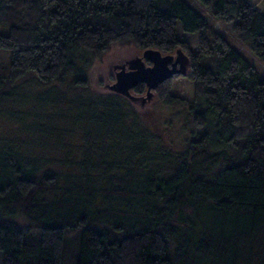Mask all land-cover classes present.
<instances>
[{
	"label": "trees",
	"instance_id": "trees-1",
	"mask_svg": "<svg viewBox=\"0 0 264 264\" xmlns=\"http://www.w3.org/2000/svg\"><path fill=\"white\" fill-rule=\"evenodd\" d=\"M204 11L234 23L232 36ZM116 47L188 56L186 72L161 83L151 102L181 113L184 153L149 152L157 140H139L121 121L134 114L126 97H81L93 94L73 53L101 63ZM0 49L10 51L15 88L31 75L56 83L72 74L73 102L90 121L87 156L70 162L83 174L64 176L60 198H48L59 174H38L43 157L0 145L3 264H62L66 232L81 226L75 264H252L264 228V0H0ZM144 91V83L133 89ZM93 133L126 137L122 161L110 145H92ZM92 166L107 173L101 187L91 186Z\"/></svg>",
	"mask_w": 264,
	"mask_h": 264
},
{
	"label": "rangeland",
	"instance_id": "rangeland-1",
	"mask_svg": "<svg viewBox=\"0 0 264 264\" xmlns=\"http://www.w3.org/2000/svg\"><path fill=\"white\" fill-rule=\"evenodd\" d=\"M249 1L255 6L262 4V0ZM193 2L198 8L203 9L199 3ZM204 12L208 14L207 11ZM209 17L218 30L229 37L232 36L234 23L222 22L214 19L211 15ZM197 37V35L191 34L188 38L193 48H195ZM115 50L118 52H111L101 63L94 60L86 52L75 51L73 53L71 59L74 60L78 68L84 70L90 86L89 90L93 94V96H89L81 91L83 99H96L98 96L117 94L109 87L114 81V79L109 80V73L113 72L114 76L113 68L115 65L133 58L139 52L131 50L130 47H116ZM9 58L10 51L0 49V92L7 87L8 89L15 88L17 85L15 80L10 82L8 79ZM72 84L73 76L69 73L66 74L63 81L56 83H42L31 75L18 84L13 97L0 101V145L2 147L13 145L17 151L15 154L18 153V150L30 155L37 152L38 156L44 158V164L40 167L38 174L41 175L46 172L59 174L58 189L50 191L48 198H60L62 195L68 194L64 176L82 173L77 164L70 162L83 161L87 156L85 151L86 145H88L86 136L89 135L90 121L86 118L82 119L84 113L82 103L73 102L77 91L71 88ZM123 99L134 113H126L128 117L121 120L128 127V131L137 135L139 140L144 138L149 141V135H152V139L157 140L156 143L154 141L149 143V152L159 149H164V152H171L172 154L185 152L184 138L186 132L183 129L184 122L181 113L171 112L169 108L163 110L160 106L152 105V103L142 105L138 102H131L128 98ZM167 121H171V124L167 125L169 124ZM118 135H104V138L101 139L93 133L92 145H110L114 151L108 153H110L111 158H118L116 160L119 161L122 159L123 153L119 152L118 149L127 146L125 142L127 138L121 135L118 137ZM116 147L117 149H115ZM94 153L95 151H93ZM98 159L100 157H96V155L92 158L94 162H98ZM116 171L114 169L110 174ZM88 173L92 180V187H101L106 183L105 174L107 173L105 170L92 166ZM86 182V176H82L79 183ZM96 199L99 208L104 206L100 196H97ZM2 211L3 207H1L0 202L1 215L3 214ZM3 217L9 218L8 216ZM17 217L23 224L27 223L21 214H18ZM94 226V224L90 225V227ZM82 230L83 227L81 226L66 232L62 264H75L77 261ZM258 241L257 255L255 254L252 264H264V228L263 237H260ZM0 264H3L2 250H0Z\"/></svg>",
	"mask_w": 264,
	"mask_h": 264
},
{
	"label": "water",
	"instance_id": "water-1",
	"mask_svg": "<svg viewBox=\"0 0 264 264\" xmlns=\"http://www.w3.org/2000/svg\"><path fill=\"white\" fill-rule=\"evenodd\" d=\"M189 64L188 56L180 49L172 53H163L154 48L144 49L133 58L114 66V81L109 87L131 102L142 105L151 103L155 89L174 74L185 73ZM140 83L145 84V91L136 94L133 89Z\"/></svg>",
	"mask_w": 264,
	"mask_h": 264
}]
</instances>
